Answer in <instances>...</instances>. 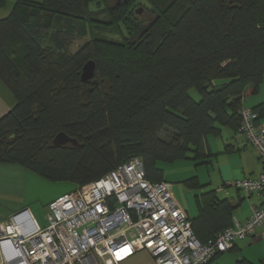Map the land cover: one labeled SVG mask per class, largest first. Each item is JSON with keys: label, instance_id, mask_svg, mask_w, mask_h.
<instances>
[{"label": "trees", "instance_id": "obj_1", "mask_svg": "<svg viewBox=\"0 0 264 264\" xmlns=\"http://www.w3.org/2000/svg\"><path fill=\"white\" fill-rule=\"evenodd\" d=\"M91 1L100 0H17L0 20V80L16 100L0 117V162L75 187L132 156L152 181H164L158 161L207 163V136L238 133L245 91L256 92L264 78V0L156 2L166 17L149 27L133 20L138 41L120 47L124 57L112 58L94 38L57 53L36 12L81 18ZM129 1L115 0V8ZM88 60L93 76L82 80ZM251 109L260 119L264 103ZM58 132L76 143L54 145ZM182 182L202 187L195 176ZM195 202L199 241L232 225L231 205L215 190L195 194Z\"/></svg>", "mask_w": 264, "mask_h": 264}, {"label": "built area", "instance_id": "obj_2", "mask_svg": "<svg viewBox=\"0 0 264 264\" xmlns=\"http://www.w3.org/2000/svg\"><path fill=\"white\" fill-rule=\"evenodd\" d=\"M240 116L238 133L256 150L263 170L255 177L226 181L217 190L241 188L260 193L264 201V123L244 105ZM47 206L45 227L27 209L0 223V264H118L142 249L154 264H207L237 239H264L263 202L245 221H234L199 241L169 185L149 180L136 156L61 193Z\"/></svg>", "mask_w": 264, "mask_h": 264}, {"label": "rangeland", "instance_id": "obj_3", "mask_svg": "<svg viewBox=\"0 0 264 264\" xmlns=\"http://www.w3.org/2000/svg\"><path fill=\"white\" fill-rule=\"evenodd\" d=\"M153 1L155 3H152L151 0H131L122 6V8H115V0H100L96 4L95 1H91L88 3L89 10L81 18L63 16L60 13L52 16L42 13L40 16L36 12L40 18L36 19L38 21L41 20L48 26V30L51 33L53 32L49 41L53 42V45L58 46L59 51L57 53L64 54V52H67L71 54L83 43L94 38L104 43L106 53L112 58H120L127 55L125 52L120 51V47H125L126 49L129 47L131 50L136 47L133 43L138 41V36L136 35L137 30H133V20L137 19V21L141 22L142 24L140 25L142 27H149L166 17L165 12L160 13V16H158V12L154 10L156 2H165L166 0ZM138 9H140V12L135 13ZM23 10L25 13L26 9ZM55 31L61 35L54 34ZM8 49L12 50V47L8 46ZM248 91L249 89L245 93H248L250 97L259 93V91ZM190 93L195 95V90L191 89ZM248 99V96H246L244 101H247L246 103L249 104ZM244 106L247 105L244 104ZM157 165L163 169V180L169 185L174 198L190 218L194 217L197 213L195 194L203 191L189 188L182 181L196 175L202 183H208L205 164H195L194 160L186 158L173 162L158 161ZM41 179V184L33 187L29 186V204L34 210V216L39 226L45 227L47 225V214L49 212L47 205L49 201L57 197V194L63 193V191L74 189L75 185L69 181ZM206 188H217V186L214 187V184L211 185L209 183L205 186V190ZM219 194L223 195V193ZM263 243L264 239L256 237L244 240L239 251L232 250L225 252V258H228L227 264H239L238 260L242 259L243 256L252 262H258L260 248Z\"/></svg>", "mask_w": 264, "mask_h": 264}, {"label": "crops", "instance_id": "obj_4", "mask_svg": "<svg viewBox=\"0 0 264 264\" xmlns=\"http://www.w3.org/2000/svg\"><path fill=\"white\" fill-rule=\"evenodd\" d=\"M16 1L0 0V20L9 16ZM26 1L40 2L42 0ZM261 84H264V78L257 89L260 95L258 93L250 97L248 93H245L242 101L243 105L246 104V107L253 108L260 103H264V85L261 86ZM246 96L249 98V104L246 103L247 101H244ZM15 101V97L10 89L0 80V117L12 108ZM259 120L264 123V112ZM206 145L212 156L207 160V163H203L205 164L208 183H202L195 175L202 185L200 191L204 192L213 189L217 194L223 193V195L219 194V197H226L228 199L232 208V221L243 222L249 217L254 206L262 205L264 202L262 195L260 193H246L243 189L236 187H229L223 191L217 189L226 181L257 176L263 170V165L255 149L239 133H234L228 128H223L220 135H208ZM226 147L228 148L226 149ZM41 181L42 179L39 176L16 163L0 162V223L8 222L12 216L27 209L38 224L34 216V210L29 204V186L33 187L41 184ZM209 183L211 185L214 184V187L217 186V188H206L205 190V186ZM60 194H57V196ZM180 207L182 206L180 205ZM254 237L260 239L256 235ZM248 238L251 237L235 240L233 247L227 251H239L244 240ZM225 252L215 256L209 264H227L228 258H225ZM259 255L258 262H252L244 256L240 260L247 261L249 264H260L264 257V243L261 245ZM118 264H154V259L147 250L142 249L135 251Z\"/></svg>", "mask_w": 264, "mask_h": 264}, {"label": "water", "instance_id": "obj_5", "mask_svg": "<svg viewBox=\"0 0 264 264\" xmlns=\"http://www.w3.org/2000/svg\"><path fill=\"white\" fill-rule=\"evenodd\" d=\"M119 1V0H117ZM140 12V9L137 10ZM95 68V63L93 60H88L82 67V73H81V78L82 80H87L93 76ZM67 141L72 142L73 144L76 143V140L74 138L69 137L66 133L64 132H58L54 138H53V144L54 145H61L66 143Z\"/></svg>", "mask_w": 264, "mask_h": 264}, {"label": "flooded vegetation", "instance_id": "obj_6", "mask_svg": "<svg viewBox=\"0 0 264 264\" xmlns=\"http://www.w3.org/2000/svg\"><path fill=\"white\" fill-rule=\"evenodd\" d=\"M52 143H53V139H52ZM68 143H72V142H70V141H67L66 143H64V144H68ZM64 144H61V145H64Z\"/></svg>", "mask_w": 264, "mask_h": 264}, {"label": "bare ground", "instance_id": "obj_7", "mask_svg": "<svg viewBox=\"0 0 264 264\" xmlns=\"http://www.w3.org/2000/svg\"><path fill=\"white\" fill-rule=\"evenodd\" d=\"M256 151V150H255ZM256 154H257V152H256Z\"/></svg>", "mask_w": 264, "mask_h": 264}, {"label": "snow or ice", "instance_id": "obj_8", "mask_svg": "<svg viewBox=\"0 0 264 264\" xmlns=\"http://www.w3.org/2000/svg\"><path fill=\"white\" fill-rule=\"evenodd\" d=\"M119 258V257H118Z\"/></svg>", "mask_w": 264, "mask_h": 264}]
</instances>
